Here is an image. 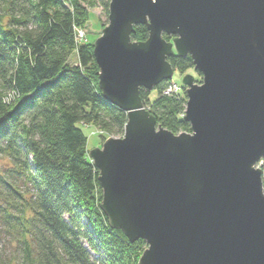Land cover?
I'll use <instances>...</instances> for the list:
<instances>
[{
    "label": "water",
    "instance_id": "1",
    "mask_svg": "<svg viewBox=\"0 0 264 264\" xmlns=\"http://www.w3.org/2000/svg\"><path fill=\"white\" fill-rule=\"evenodd\" d=\"M107 20L98 89L127 122L88 156L109 227L146 244L137 264H264V0H110ZM171 56L200 77H182L190 133L139 97L172 79Z\"/></svg>",
    "mask_w": 264,
    "mask_h": 264
},
{
    "label": "trees",
    "instance_id": "2",
    "mask_svg": "<svg viewBox=\"0 0 264 264\" xmlns=\"http://www.w3.org/2000/svg\"><path fill=\"white\" fill-rule=\"evenodd\" d=\"M109 2L0 0V264H137L146 248L109 227L83 132L92 126L103 142L127 122L98 89L97 36L76 42L90 10L107 17ZM134 30L133 41L147 39L144 26ZM167 60L179 74L194 71L189 56ZM169 84L154 101L143 89L139 97L157 126L190 133L185 89L166 95Z\"/></svg>",
    "mask_w": 264,
    "mask_h": 264
},
{
    "label": "rangeland",
    "instance_id": "3",
    "mask_svg": "<svg viewBox=\"0 0 264 264\" xmlns=\"http://www.w3.org/2000/svg\"><path fill=\"white\" fill-rule=\"evenodd\" d=\"M103 24H104V26H103ZM107 24H108L107 17L102 12V9L100 7L90 10L89 21L87 22L85 29H78L83 33V36H84V40H83V42L81 41V43H85L87 41L90 42L96 36L98 38L100 36L102 30L104 29V27L107 26ZM76 60H77V58H76V55L74 54L71 57L70 62L74 63V62H76ZM185 74H191V75H194L195 78L197 77V75L195 74L194 71H189ZM185 74H179L178 72H174L172 79L170 80V83L173 82V84L175 83L176 85H178V86L180 85L182 87V84H181L182 83V77ZM199 79H200V77H199ZM180 93H182V91ZM149 98L151 101H154L156 99V91L155 90L151 91ZM83 132L87 137V149H88V151H90L94 148L101 147V145L104 141L103 142L101 141L102 134L99 131H97L92 126H86L85 128H83ZM263 165H264V158L261 159L256 164V168L262 169Z\"/></svg>",
    "mask_w": 264,
    "mask_h": 264
},
{
    "label": "built area",
    "instance_id": "4",
    "mask_svg": "<svg viewBox=\"0 0 264 264\" xmlns=\"http://www.w3.org/2000/svg\"><path fill=\"white\" fill-rule=\"evenodd\" d=\"M75 32L77 34V37H76V42H79L81 43V41L83 42L84 40V36H83V33L78 30V29H75ZM182 88L180 85H176L175 83L173 84L170 83L169 86L165 89V94L166 95H171V94H179L181 91H182ZM184 89V88H183ZM264 166V165H263Z\"/></svg>",
    "mask_w": 264,
    "mask_h": 264
}]
</instances>
